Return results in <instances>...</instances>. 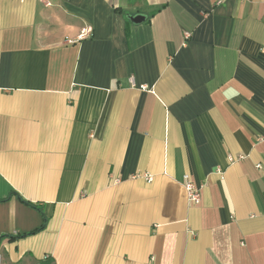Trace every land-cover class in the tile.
I'll return each instance as SVG.
<instances>
[{"label": "crops", "instance_id": "1", "mask_svg": "<svg viewBox=\"0 0 264 264\" xmlns=\"http://www.w3.org/2000/svg\"><path fill=\"white\" fill-rule=\"evenodd\" d=\"M262 135L264 0H0L1 264H264Z\"/></svg>", "mask_w": 264, "mask_h": 264}, {"label": "built area", "instance_id": "2", "mask_svg": "<svg viewBox=\"0 0 264 264\" xmlns=\"http://www.w3.org/2000/svg\"><path fill=\"white\" fill-rule=\"evenodd\" d=\"M92 35V28L90 26H87L85 28H82L79 32V34L76 36V40H81L87 37H90ZM190 37L189 32H184V38L188 39ZM75 40V41H76ZM66 42L72 43L73 40L66 39ZM143 87V86H142ZM257 141L264 140V135L257 137ZM241 156L233 157L229 156V160L231 162L235 161L236 159H239ZM259 166V165H258ZM220 175H222L221 170H217ZM142 177H144L145 180L150 181L152 178L148 173L139 174ZM183 186L186 193V199L190 204H198L200 202V187L196 186L192 180L189 178L187 174L183 176ZM1 264V262H0Z\"/></svg>", "mask_w": 264, "mask_h": 264}, {"label": "water", "instance_id": "3", "mask_svg": "<svg viewBox=\"0 0 264 264\" xmlns=\"http://www.w3.org/2000/svg\"><path fill=\"white\" fill-rule=\"evenodd\" d=\"M129 19H130L131 22H133V23H139V22L143 21L145 18H144V16H142V15H136V16H131V17H129Z\"/></svg>", "mask_w": 264, "mask_h": 264}]
</instances>
